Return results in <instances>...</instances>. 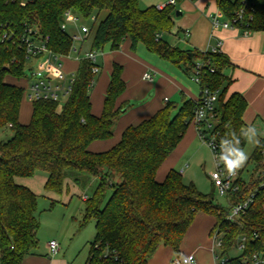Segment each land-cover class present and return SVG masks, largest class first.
Segmentation results:
<instances>
[{
  "label": "trees",
  "instance_id": "trees-1",
  "mask_svg": "<svg viewBox=\"0 0 264 264\" xmlns=\"http://www.w3.org/2000/svg\"><path fill=\"white\" fill-rule=\"evenodd\" d=\"M22 1L0 0V130L12 133L8 140L0 141V264H22L38 249L39 197L16 183V179H30L37 172L46 176L45 190L55 194L62 193L73 173L80 188H85L90 178L98 181L93 195L84 200L79 223V228L91 220L96 224L85 264H148L162 243L179 256L200 213L214 219L211 231L221 235L224 255L245 237L241 257L264 256V140L250 157L254 164L250 182L242 179L241 170L240 191L228 197L227 207H222L214 203L213 196L185 184L174 169L162 182L156 177L192 124L197 107L193 100H184L180 107L166 103L151 118L127 127L111 149L95 153L90 145L109 141L120 114L128 107H116L125 91L122 67L114 66L100 117L91 110L93 64L83 59L67 102L59 107L52 101H36L30 105L29 121L23 123L22 106L31 69L16 39L1 40L9 27L17 37L33 29L48 37L51 52L67 56L74 40L61 25L64 15L71 12L85 21L95 18L84 40L89 51L101 52L108 43L116 48L129 39L133 50L142 44L190 76L198 61L209 62L206 70L214 68L215 72H207L203 82L219 95L217 142L231 156L246 145L243 116L247 102L238 93L226 97L231 82L225 74L232 67L229 57L220 52L185 51L164 42L162 34L171 33L175 26L174 5L160 10L154 6L142 9L140 0H27L22 7ZM216 6L231 26H240L245 33L264 32V0H216ZM109 191L112 194L106 201ZM252 196L249 210L238 221H228L229 204Z\"/></svg>",
  "mask_w": 264,
  "mask_h": 264
},
{
  "label": "crops",
  "instance_id": "crops-1",
  "mask_svg": "<svg viewBox=\"0 0 264 264\" xmlns=\"http://www.w3.org/2000/svg\"><path fill=\"white\" fill-rule=\"evenodd\" d=\"M160 6L158 5V8ZM216 13H219L217 6ZM210 15L213 14L210 13ZM209 16L204 20L207 27L206 33L208 32L207 38L202 41V46H200L203 47L202 50L197 51L207 52L221 42L219 52L227 55L232 63V67L225 71V74L231 79L226 91V97H229L233 93L241 94L247 102V108L248 104L251 103H264V32L246 34L240 26H231L224 17L225 23L220 24L217 29H214ZM196 19L200 21L201 16L196 15ZM173 21L174 25H176L174 17ZM177 27H179L180 32L183 34L189 30L188 26L180 25ZM191 33H189V37L187 38L184 36L183 40L185 42L187 41L189 45L196 47L198 45L197 40ZM76 36H79V38L82 37L81 33L76 34ZM74 47L80 49L82 52H86L89 51L90 45L86 41L81 42L77 40L74 42ZM76 56V53H73V60H66L64 62V67L67 72H72L73 74L77 72L79 61L76 60ZM97 63L100 67V73L95 78L93 88L90 89L92 114L100 117L103 113L106 94L115 65L122 67L121 78L125 83V91L117 99L116 107L124 105H128V107L120 114L113 137L109 141H95L90 145V150L95 153L111 149L120 141L122 133L127 127L135 126L151 118L166 103H174L177 107H180L184 100H193L195 102L200 94V87L192 85L191 81L189 83L186 79L187 76L180 67L161 59L156 54L150 53L142 44H139L133 50L129 39H125L116 48H112L110 43L106 44L98 56ZM146 73L153 75L152 81L143 79ZM165 99H168V102ZM245 113L243 120L246 128L248 124L245 120ZM24 118L21 121L27 123L30 119V114L25 115ZM190 126L188 128L189 130ZM196 135L198 134L194 126L193 131L189 135L186 132L179 146L192 142ZM177 148L158 170L156 177L159 182H162L167 173L174 169L170 166V163L177 157ZM165 163L167 165L164 167ZM201 218L207 219L203 215ZM201 218L197 219V222L202 221ZM214 224V219L210 217L205 221L202 228L203 235L208 234L210 240V234ZM187 238L188 234L185 240ZM211 250L212 246L209 251L213 259ZM37 254L38 252L36 251L34 255L26 257L22 264H52L50 257L46 259ZM174 255L175 253L172 248L162 243L153 256L149 258L148 264H174ZM196 259L199 264H203L200 256H197Z\"/></svg>",
  "mask_w": 264,
  "mask_h": 264
},
{
  "label": "rangeland",
  "instance_id": "rangeland-1",
  "mask_svg": "<svg viewBox=\"0 0 264 264\" xmlns=\"http://www.w3.org/2000/svg\"><path fill=\"white\" fill-rule=\"evenodd\" d=\"M171 0H140V7L146 9L149 7H157L158 5H168ZM173 6L174 19L176 25L171 33L162 34L164 42L172 47H178L181 50H202V41L207 38V27L205 19L209 14H216L215 0H175ZM177 13H183L177 16ZM74 15V14H73ZM196 15L201 16V20L196 19ZM75 16V15H74ZM105 16V15H104ZM76 17V16H75ZM75 22L63 20L61 27L65 28V32L73 37L80 34V28L84 25L91 27L92 21H85L77 18ZM220 24H224L223 16L219 17ZM188 26V32H192L196 38L198 45L196 47L189 45L184 41V34L177 26ZM209 27V26H208ZM179 33V34H178ZM198 48V49H197ZM200 48V49H199ZM44 61H33L27 68L39 70L43 67ZM185 73V72H184ZM187 81H191L190 75L186 74ZM192 85L198 87L197 84L191 81ZM219 97V95H218ZM177 103V102H176ZM30 102L23 100L22 120L25 115L30 114ZM63 103L60 104L61 107ZM218 106V103H216ZM178 110V109H177ZM174 111V113L177 112ZM245 120L248 124L245 132L246 145L243 151L247 155L246 162L241 166L243 173L242 179L249 183L254 171V164L250 161V157L256 149L260 140H264V103H251L245 113ZM194 125L188 129V135L193 131ZM12 136L9 129L0 130V141H6ZM258 141V143H257ZM179 146V145H178ZM177 157L170 163V166L176 171L184 170L182 179L185 184H193L201 193L213 196L214 203L227 207V199L220 197L218 192L214 190L210 179V174L215 169L214 158L209 147L198 137L188 144H181L177 150ZM168 163V161H167ZM167 164L165 163L164 167ZM74 173L71 174L64 184L61 194L51 193L45 190L46 176L42 172H37L30 179H16V183L31 189L38 197L37 214L40 219V229L38 232V256L51 258L52 264H85L89 246L95 240L96 229L95 221L91 220L83 228H79V223L83 218L84 198H90L96 187L97 182L94 178H90L85 188H80L74 183ZM77 175V174H76ZM84 175V174H83ZM116 181H119L116 178ZM112 191H109L106 196V201L110 198ZM203 216H210L203 213L198 214L197 219ZM195 220L193 226L188 232V238L180 248V257L182 255H191L197 253V256L202 258L203 264H213V259L209 251L212 246V240L208 234L203 235L202 228L207 219L201 218L202 221ZM205 220V221H204ZM200 223V224H199ZM212 232V231H211ZM204 236V237H203ZM203 239V241H202ZM56 241L60 250L59 253L52 256L49 252V242ZM206 243V244H204ZM206 246V247H205ZM222 251L216 248V254L220 255ZM240 255L236 249L231 250L226 256L234 258ZM196 256V257H197ZM178 257L174 255L173 261ZM198 259V258H197Z\"/></svg>",
  "mask_w": 264,
  "mask_h": 264
},
{
  "label": "built area",
  "instance_id": "built-area-1",
  "mask_svg": "<svg viewBox=\"0 0 264 264\" xmlns=\"http://www.w3.org/2000/svg\"><path fill=\"white\" fill-rule=\"evenodd\" d=\"M26 1L21 2V6L25 7ZM175 0L170 1L168 5H175ZM167 5H162L158 9L162 10ZM222 16L221 13H216L215 15H210V21L214 29L220 26L219 17ZM64 19L70 22L77 21L71 12H67L64 15ZM95 18L91 21L94 22ZM2 24H0V29H2ZM65 30L64 27H62ZM82 37L73 36L72 39L75 41L80 40L83 42L90 32V27L82 26L80 28ZM247 34V32H246ZM184 36L189 37V32L185 31ZM16 34L9 27L3 31L2 40L3 42L15 41L17 40L19 46L23 48L27 54V62L30 65L33 61H44V65L39 70H33V68L28 72V79L26 80L25 86V99L30 103H34L40 100L52 101L54 103H66L71 92L72 87L75 82L76 73L67 72L64 67V62L66 60H73V53H76V60L80 61L83 59H88L93 64L92 73L95 75L92 79L89 88H93L95 84V78L100 73V67L97 63L98 56L100 52L97 51H86L82 52L80 49L73 47L72 52L67 56L57 55L51 52L47 47L48 37H43L36 30L29 29L25 35H20L16 38ZM221 47V42L218 45L209 50L212 53L219 52ZM209 62L196 63L194 71L190 76L193 83L200 87V94L198 99L195 101L197 104L195 115L193 117L192 124L195 126L198 137L209 147L214 158L215 169L210 174V179L212 186L218 192V195L223 198H228L236 195L240 191L241 185L239 179L241 177L242 167L236 170H229L227 167V161L231 156L227 155L224 147L217 142V133L215 131V125L218 121L217 114V99L218 91L212 90L207 84L203 82V76L209 72L213 74L215 72L214 68H209L206 70ZM146 81H152L153 75L151 73H146L143 76ZM168 102V99H165ZM264 154V151H263ZM184 170H180L179 174H183ZM87 197L84 198L86 200ZM253 196L246 201H241L235 204H229V213L227 220L230 222H236L238 219L244 215L251 205L253 204ZM212 240V255L214 259L213 264H264V256L260 254H253L250 257H241L245 250L246 238H240L236 250L240 252V255L231 258L223 253L220 255L216 254V248L220 251L222 250L223 241L217 230H214L210 234ZM49 252L52 256L59 253L60 246L56 241H50ZM174 261V264H199L195 255H182Z\"/></svg>",
  "mask_w": 264,
  "mask_h": 264
},
{
  "label": "clouds",
  "instance_id": "clouds-1",
  "mask_svg": "<svg viewBox=\"0 0 264 264\" xmlns=\"http://www.w3.org/2000/svg\"><path fill=\"white\" fill-rule=\"evenodd\" d=\"M258 143V141H257ZM247 160L246 153L241 149L231 153V158L227 161L229 170H236L241 167Z\"/></svg>",
  "mask_w": 264,
  "mask_h": 264
},
{
  "label": "water",
  "instance_id": "water-1",
  "mask_svg": "<svg viewBox=\"0 0 264 264\" xmlns=\"http://www.w3.org/2000/svg\"><path fill=\"white\" fill-rule=\"evenodd\" d=\"M181 13H177V16H179ZM191 57H192V55H191ZM124 111V110H123Z\"/></svg>",
  "mask_w": 264,
  "mask_h": 264
}]
</instances>
